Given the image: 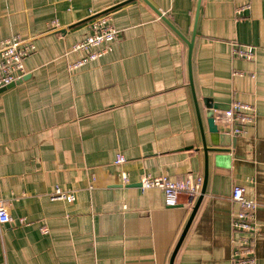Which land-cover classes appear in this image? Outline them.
<instances>
[{"label":"crops","instance_id":"crops-1","mask_svg":"<svg viewBox=\"0 0 264 264\" xmlns=\"http://www.w3.org/2000/svg\"><path fill=\"white\" fill-rule=\"evenodd\" d=\"M198 5L0 0V46L13 35L36 45L26 78L0 90V200L12 217L0 223V264H171L202 189L168 207L160 188H141L143 174L207 175L173 264H233L236 186L259 203L255 264H264V0H201L194 35ZM103 12L118 39L71 70L83 56L72 47ZM236 44L254 46L255 58L237 57ZM207 98L224 132L234 101L255 107L248 132L230 133V167L210 153L206 169ZM57 185L76 200H52Z\"/></svg>","mask_w":264,"mask_h":264},{"label":"built area","instance_id":"built-area-1","mask_svg":"<svg viewBox=\"0 0 264 264\" xmlns=\"http://www.w3.org/2000/svg\"><path fill=\"white\" fill-rule=\"evenodd\" d=\"M119 37V30L113 23L110 14L97 16L87 36L72 47V52L83 53V56L70 64L71 70L86 66L90 62L98 61L111 48L113 42ZM36 50L32 39H23L19 35H13L3 39L0 46V90L10 84L23 79L26 73L25 59ZM233 52L237 57L252 60L255 58L256 49L254 46L236 44ZM242 74V72H240ZM224 120L228 122L226 132L233 135H241L248 132L255 124L256 110L249 103L234 101L230 108L224 111ZM127 161L123 153H118L115 159L116 164H123ZM120 177L124 184L130 182L128 173L122 171ZM203 176L195 177L189 174L183 180H172L167 175L152 176L143 174L139 182L143 190L160 188L165 196V204L168 207L177 206L182 194L196 197L200 194L203 186ZM52 200H66L73 202L76 195L73 191L64 190L57 185L50 195ZM232 199L239 204V210L234 215L232 226L239 233L235 240L232 261L233 264H255L256 247L255 241L258 234L257 208L259 203L246 195V189L236 186L233 189ZM12 220L6 204L0 200V223H8Z\"/></svg>","mask_w":264,"mask_h":264},{"label":"water","instance_id":"water-1","mask_svg":"<svg viewBox=\"0 0 264 264\" xmlns=\"http://www.w3.org/2000/svg\"><path fill=\"white\" fill-rule=\"evenodd\" d=\"M200 3L201 0H199V5H198V10H197V15H196V22H195V31H194V35L196 33V27H197V23H198V17H199V11H200ZM109 12V11H107ZM107 12H103L99 15L102 14H106ZM98 16V15H97ZM194 40V39H193ZM193 40L189 43L190 44V51H192L193 48ZM26 77H23V79H25ZM22 79V80H23ZM19 82V81H18ZM16 83L10 84L7 87H4L3 89L9 88L14 86ZM204 103L206 105V116L208 119V134H209V142L208 139L206 137V133L204 131L203 128V124H202V118H201V113L200 110L198 108V116H199V121H200V125H201V132H202V146H203V151L205 153V160H206V169H208V163H209V154L212 153L213 154V158H214V162L216 166H221V167H230L231 166V161H232V155H231V149H230V145H235V139L236 137L232 136L230 133L221 131L220 126L218 124V120H217V115H216V110L221 109L220 106L216 103H213V101L209 98L204 100ZM210 144V145H209ZM206 187H207V175L205 177V181H204V185L202 188V193L194 207L193 210V214L189 220V223L175 249V252L173 253L172 256V260H171V264L174 263V258L176 256V253L182 243V240L187 232V229L195 215V213L197 212L200 203L203 199V195L205 194L206 191Z\"/></svg>","mask_w":264,"mask_h":264}]
</instances>
